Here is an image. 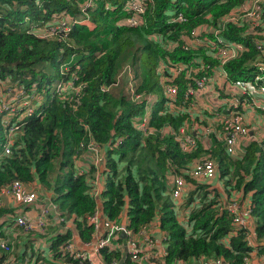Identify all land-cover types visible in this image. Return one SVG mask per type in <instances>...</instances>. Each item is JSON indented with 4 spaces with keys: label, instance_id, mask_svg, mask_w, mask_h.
Instances as JSON below:
<instances>
[{
    "label": "trees",
    "instance_id": "1",
    "mask_svg": "<svg viewBox=\"0 0 264 264\" xmlns=\"http://www.w3.org/2000/svg\"><path fill=\"white\" fill-rule=\"evenodd\" d=\"M80 1L0 0V82L7 79L5 86L26 92L34 83L42 109L39 115L25 116L16 122L20 128L12 136L10 151L0 158V185L16 179L38 191L46 188L52 202L57 203L63 215L67 214L76 236L83 240H90L93 233V226L85 217L101 200L99 209L104 216L118 219L123 211L126 225L133 230L157 218L166 244L164 255L154 258L156 262L217 255L230 264H242V257L249 250L243 241V230L230 236L229 247L220 242L230 228L226 209L218 210L216 206L224 198L221 191L181 168L194 159H214L218 174L227 185L226 193L231 195L235 190L250 198L256 238H264V138L249 141L242 154L236 156L227 155L221 141L213 136L206 142L197 139L189 150H182L169 131L190 122L186 101L182 102L187 80L181 75L174 81L176 102L181 104L175 112L164 110L162 93L155 98L153 91H161L160 61L188 60L190 52L178 44L170 49L147 38L152 32L163 38H177L180 32H189L200 22L216 21L242 0H145L139 26L116 24L124 14L121 6L125 0H94V5L84 11L77 5ZM105 2L109 7H105ZM170 6L181 11L185 19L167 22L166 8ZM60 12L76 19L86 13L87 18L67 23L65 31L54 28L47 36L31 29L32 22L41 27L55 23L52 13ZM206 13L209 17L204 16ZM228 26L222 35L236 37L247 47L237 57L221 63L222 67L230 78H252L256 61L264 62V57L249 35L242 38L238 27ZM70 54L75 57L67 62L62 74L57 72L59 58ZM209 62L216 64L219 60L213 58ZM61 82L65 88L73 82L76 88L70 94L65 90L53 96L52 89L56 83L62 88ZM131 86L140 93L135 100L131 99ZM150 95L155 99L147 124L154 131L142 135L136 121L148 110L146 99ZM3 134L0 121V141ZM89 140L102 149L103 162L97 167L89 163L86 170L79 171L73 157L83 152ZM121 162L123 169L118 166ZM96 172L103 175L105 186L98 199L89 191ZM175 173L182 174L191 185L181 199L183 205H189L190 234L178 220L169 197ZM4 212L13 221L12 209L0 208V215ZM72 214L74 218L68 216ZM70 234L68 228L58 229L51 246L56 249ZM25 243L22 238L21 245ZM118 252L100 248L103 261L118 257ZM5 258L0 252V261Z\"/></svg>",
    "mask_w": 264,
    "mask_h": 264
},
{
    "label": "built area",
    "instance_id": "2",
    "mask_svg": "<svg viewBox=\"0 0 264 264\" xmlns=\"http://www.w3.org/2000/svg\"><path fill=\"white\" fill-rule=\"evenodd\" d=\"M91 3L92 0H84L79 9L84 11ZM104 5L109 7L106 2ZM121 8L124 14L116 21V24L125 26L142 24L145 0H125ZM166 10L167 22L185 19L184 14L181 11H176L173 6L167 7ZM209 15L206 13L204 16L209 17ZM56 16L58 15L53 16L55 23H64L63 27H68L67 23L84 21L87 18L86 13L80 19H76L68 13L57 20H55ZM229 24L239 28L240 37L244 38L249 35L255 49L260 52L261 57H264V0H242L216 21L200 22L194 25L189 32H180L177 38H163L158 32L147 35L149 40L163 47L167 46L172 49L178 44L179 47L188 49L190 52L188 60L166 58L158 65V70L161 73L159 85L164 98V110L175 112L181 105L176 102L177 91L174 81L181 75L187 80L184 84L182 102L186 101L187 109L185 111H187L190 122L169 131L182 150H189L197 139L206 142L213 136L221 141L227 155L236 156L242 154L244 146L249 141L264 138V62L256 61L257 69L252 74V78H230L228 76L222 64L228 59L237 57L247 47L242 40L236 37L222 35V32L228 30ZM43 29L45 28L37 29L39 34L49 33L53 30L52 28ZM213 58L219 60V63L216 62L217 65L215 62H209ZM73 88L76 86L72 82L68 88H65L62 83V88L57 85L54 89L56 92L67 90L69 93ZM5 91L10 94V98L16 100H21V97L26 99L30 95L32 106L22 108L21 105H15L8 110L17 116L9 121L5 117H1L3 122L1 123L6 125L7 130L3 140L0 141V158L10 151L14 129L19 125L16 122L25 116L39 115L42 111L38 105L39 95L32 97L31 89L30 92H26L7 86ZM130 91L132 100L140 97V93L134 91L132 86ZM15 93L18 95L14 96ZM154 99L152 95H150V99L148 96L146 102L149 108L142 112L136 121V128L142 135L154 131V127L147 124L151 103ZM18 102L20 101L18 100ZM3 108H7V106L3 105ZM24 110H27V115ZM11 120L13 121L10 122ZM12 125L17 126L14 128ZM116 143L117 140H114L113 144L116 145ZM102 153V149L95 142L89 140L85 144L83 152L74 156L73 159L79 157L83 160V167L78 169L84 171L89 163L96 167L102 164ZM181 170L196 180L208 182L212 186L213 181H216V184L217 181H220L218 186L221 192L227 187L218 177L216 163L212 158L194 159L183 166ZM93 177L94 184L89 191L98 199L99 192L105 188L104 184L99 185L103 175L96 172ZM187 183L182 174L175 173L172 176L169 197L173 201L178 220L183 223L186 234H190L191 225L187 224L189 205L185 206L182 201H178L185 194ZM235 193L233 190L229 198H223L216 204L218 210L226 209L230 217V228L220 238V242L229 247L230 236L243 230V241L249 250L242 257V264H254L253 258L258 251L260 240L256 238L253 219L250 215V198L238 199ZM4 196L19 205V212L13 211V208L9 207L13 212V221L7 219L8 214L5 212L0 215V252L6 255L5 261L1 260L0 264H230L222 256L217 255H200L191 257L189 261L180 258L170 263L156 262L154 258L160 259L164 255L166 244L165 234L159 228L157 218L151 219L133 230L126 225L127 218L123 211L120 212L118 219L108 218L103 215L97 204V208L85 217L87 223L93 226L92 237L90 240H83L76 236L70 219L66 217L67 214L63 215L55 202H52L49 191H38L31 185L14 179L0 185V208L5 207ZM197 199L196 197L194 201ZM68 216L74 218L75 215ZM49 227H55V230L68 228L71 234L63 244L55 249L51 246V238L57 231L51 235ZM22 238H25L28 246L26 245L23 250L18 252L17 241ZM157 244L161 246L159 250L156 248ZM100 248H106L110 253L119 251V255L103 261ZM57 249L59 250L58 255H56ZM257 264H264V258L261 263Z\"/></svg>",
    "mask_w": 264,
    "mask_h": 264
},
{
    "label": "rangeland",
    "instance_id": "3",
    "mask_svg": "<svg viewBox=\"0 0 264 264\" xmlns=\"http://www.w3.org/2000/svg\"><path fill=\"white\" fill-rule=\"evenodd\" d=\"M84 0H82V1H80V2H78V7L82 4V2H83ZM88 1V0H87ZM89 5H91V7L94 5V0H92V3L91 4H89ZM61 13L62 12H60V13H57V14H55V13H52V16H54V15H60V16H62L63 15V13H62V15H61ZM51 16V17H52ZM50 17V18H51ZM25 18L26 19H28V17L27 16H25ZM47 23H50V22H47ZM35 24V22H32V25L31 26H33L31 29L32 30H37L38 28H40L41 26L39 25V26H37V25H34ZM63 25H64V23H50V24H48L47 26H45L44 28L45 29H50V28H52V29H54V28H58V29H60V30H62V31H65L68 27L67 26H65V27H63ZM29 29H30V27H29ZM45 29H43V30H45ZM38 35H40V36H47V35H49V33H38V32H36ZM75 56L74 55H72V54H70L69 56H67V57H64V58H59V61L57 62V64H56V66H57V68H56V71L57 72H59V73H63L64 72V70H65V68H67V62H69L70 60H72L73 58H74ZM155 78V77H154ZM7 81V79H4V80H2L1 82H0V121L2 122V119H1V117H5L6 118V120H10L11 118H13V117H15V116H17V115H15V114H13L11 111H9L8 109H11L12 107H14L15 105H21V107L22 108H27L29 105L30 106H32L31 105V99H30V95L29 96H27L26 97V99H25V97H21V100L20 99H18L20 102H18V100H16V99H12V98H10L9 96H10V94L9 93H7L5 90H6V87L7 86H5L4 85V83ZM34 84V83H33ZM56 86H57V83H56V85H55V88H56ZM19 92H21V91H19ZM18 92V93H19ZM52 92H53V96H54V93L56 92L55 91V89L53 88L52 89ZM18 93H15L14 94V96H17L18 95ZM31 96L32 97H35V95H39L40 93L39 92H37L36 90H35V87L33 86L32 88H31ZM153 94H154V97L155 98H158L160 95H161V91H158L157 89L156 90H154L153 91ZM1 100H4V101H2L1 102ZM19 103V104H18ZM3 105H5V106H7V108H3ZM149 108V106L147 105L146 106V110ZM3 110H6L5 112L3 111ZM24 113L27 115V110H24ZM13 120H11L10 122H12ZM3 123V122H2ZM14 128L17 126V125H12ZM19 128H20V125H18L15 129H14V132H16V131H18L19 130ZM6 130H7V128H6V125H4L3 124V132H4V134H3V136L5 135V133H6ZM12 135V134H11ZM121 169H123V163L121 162V163H119V165H118ZM45 191H47V189L45 188ZM44 191V192H45ZM51 193V192H50ZM222 193V195L224 196V199H227V198H229L230 196H229V194H228V192L226 193V190H224L223 192H221ZM56 203V202H55ZM57 204V203H56ZM55 204V205H56ZM57 207H58V205H56ZM58 210H59V208H58ZM60 211V210H59Z\"/></svg>",
    "mask_w": 264,
    "mask_h": 264
},
{
    "label": "crops",
    "instance_id": "4",
    "mask_svg": "<svg viewBox=\"0 0 264 264\" xmlns=\"http://www.w3.org/2000/svg\"><path fill=\"white\" fill-rule=\"evenodd\" d=\"M263 130H264V128H263ZM74 162H75V166L77 167V168H80V167H83V160L81 159V158H75L74 159ZM217 175H218V177L222 180V181H224V178L223 177H221L219 174H218V171H217ZM186 180V179H185ZM216 181H213V186L214 187H216L218 190H219V186H218V184L220 183V181H217V184L215 183ZM102 184V182H99V185H101ZM191 188V185L190 184H188L187 183V190L188 189H190ZM236 193V196L238 197V199H246L247 197H248V195H241V194H239L237 191H235ZM249 198V197H248ZM181 199H182V197L178 200L179 202L181 201ZM3 202H4V206L5 207H12L13 208V211H16V212H19V205L18 204H16V203H14V202H12L11 200H9L7 197H3ZM100 202H101V200H98V206L100 205ZM57 229V228H56ZM58 230V229H57ZM57 230H55V227H52L51 228V231H50V234L51 235H53L54 233H55V231H57ZM162 233H164L163 231H162ZM259 242H258V244L261 246L259 249H258V251H256V255H255V257L253 258V263L254 264H257V263H261V261H262V259L264 258L263 257V253H264V238L263 237H260L259 238ZM18 242V243H17ZM16 243H17V246H18V252L19 251H21V250H23L24 249V247L27 245L28 246V242L26 241V243L22 246L21 245V240L20 241H17ZM156 248H158V250L161 248V246L159 245V244H157L156 245ZM262 248V249H261ZM261 249V250H260Z\"/></svg>",
    "mask_w": 264,
    "mask_h": 264
},
{
    "label": "water",
    "instance_id": "5",
    "mask_svg": "<svg viewBox=\"0 0 264 264\" xmlns=\"http://www.w3.org/2000/svg\"><path fill=\"white\" fill-rule=\"evenodd\" d=\"M124 256V253L122 254V257ZM95 258V257H94ZM96 259V258H95ZM97 260V259H96ZM98 261V260H97ZM119 263L121 262V259L118 261Z\"/></svg>",
    "mask_w": 264,
    "mask_h": 264
}]
</instances>
